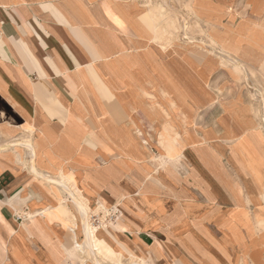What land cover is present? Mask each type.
I'll return each instance as SVG.
<instances>
[{"label":"crops","instance_id":"crops-1","mask_svg":"<svg viewBox=\"0 0 264 264\" xmlns=\"http://www.w3.org/2000/svg\"><path fill=\"white\" fill-rule=\"evenodd\" d=\"M210 1L243 66L159 44L141 0H0V264H83L77 196L119 254L264 264V0Z\"/></svg>","mask_w":264,"mask_h":264},{"label":"rangeland","instance_id":"rangeland-1","mask_svg":"<svg viewBox=\"0 0 264 264\" xmlns=\"http://www.w3.org/2000/svg\"><path fill=\"white\" fill-rule=\"evenodd\" d=\"M144 5L149 8L145 15L148 18V21L146 22L149 27L150 21H155L158 24V27H156L157 30V42L163 46L174 44L175 42H181L188 44L190 46L198 45L200 48H202L205 51H208L207 55H210V51H215L219 49L220 53L224 56L225 61L224 63H229L233 61L238 66H243L241 62H239L237 59L233 58L230 54L234 52V47L228 44L226 38L223 36L222 32L218 29V23L219 20L223 17L225 6H217L214 4H211L210 0H141ZM243 2V0H240V2ZM239 16H242L240 13H238ZM239 72L244 75V70L239 69ZM252 77L254 78V82H256L255 85L252 86V91L254 95V99L256 102V109L257 112L261 118V126L262 129H264V70L263 74L260 72H252ZM253 157L257 159L256 162H251L249 160L250 157L246 158L245 162L242 163V168H246L247 172H251L253 175H255L256 178L260 179V175L258 172V168L264 164V160L261 158H258L253 154ZM74 192V191H73ZM79 200H84L82 197H76L72 198L68 201L72 203V205L76 208V213L74 214L75 218L78 219V208L76 207V204ZM77 201V202H76ZM67 202L62 200L58 201V205L61 206L63 204H66ZM81 203V202H79ZM87 204V202L85 203ZM59 206L56 208L57 213L61 217H64L62 214V211L60 210ZM110 207H96L92 210H89L88 212V218L89 215L91 216L92 212L96 211H103V210H109ZM32 216V214H31ZM65 218V217H64ZM67 218V217H66ZM86 222V220H85ZM84 223L81 224V230L83 234V240L86 239V236L84 234V230L82 227L84 226ZM107 226H101L97 227V234L100 237L104 235L101 232L107 233V236L109 237V240L106 241L111 245L112 239H116L120 241L118 238L115 237V233L117 232V229L115 225L116 222H106ZM115 224V225H113ZM78 226V224H77ZM264 228V227H263ZM75 242L76 239L80 242H77V244H74L75 246L79 245L81 243V240L78 237V233L74 235ZM94 239H96L94 237ZM104 239V238H103ZM114 245V244H112ZM100 250L98 253L100 254V257H102L104 264H126V263H132V262H139L140 264H148L144 259H139L136 257L133 252H129L128 254H124L123 252L121 254H117L116 251L113 254L114 256H109L105 253V249L107 248L106 242L100 243ZM91 249H95L91 247H86L85 250L83 249V246H80V248H75L73 252L75 253L76 257L79 258L80 262L83 264H94L93 259L90 255ZM118 250V249H117Z\"/></svg>","mask_w":264,"mask_h":264},{"label":"bare ground","instance_id":"bare-ground-1","mask_svg":"<svg viewBox=\"0 0 264 264\" xmlns=\"http://www.w3.org/2000/svg\"><path fill=\"white\" fill-rule=\"evenodd\" d=\"M156 27H158L157 22H155V21H150L149 22V28L155 34V38L154 39H157V36H156V34H157ZM55 181L58 182L57 180H55ZM72 198H75V197H72ZM255 199L256 198H254V200ZM58 206H59L58 204L56 206H54V211L53 212H50L49 211L48 214L49 215H54L55 218L63 219L66 222H69L68 216H67V218H64V217H61L59 215V213H57L56 208ZM76 207L78 208V211H79L78 212V214H79L78 219H75L76 222H78L80 220L81 223H84L85 220H86L84 226L82 227V229L84 230V234L86 236V239L84 241H81L80 246H83V249L84 250H85L86 247H89V248L93 247L94 248V246H95V249H91V252H90V255H91L92 259H93V262H94V264H104V261H103L102 257H100V254L98 253V251L100 250V246H99L100 243L101 242H106L107 243V248L105 249V253L107 255H109V256H114L113 254L115 253V251H116L117 254L119 253L118 250H117V247L115 245H112V244L110 245L105 239H103V236L96 237V236H98V234H97L98 228L96 226L92 225V222L90 221V215H89V218L87 216V209L85 207H83L79 203V201L77 202ZM87 219H88V222H87ZM261 225H262V227H264L263 223ZM94 237L96 239H94ZM77 242H78V240H77ZM126 264H140V263L139 262H132V263H126Z\"/></svg>","mask_w":264,"mask_h":264},{"label":"built area","instance_id":"built-area-1","mask_svg":"<svg viewBox=\"0 0 264 264\" xmlns=\"http://www.w3.org/2000/svg\"><path fill=\"white\" fill-rule=\"evenodd\" d=\"M119 214L120 211L118 209H116L115 207H110L109 210L92 212L90 221L92 222V225L101 228V226L103 225L107 226L106 222L111 221L114 223L118 219ZM18 218L20 219V217Z\"/></svg>","mask_w":264,"mask_h":264}]
</instances>
